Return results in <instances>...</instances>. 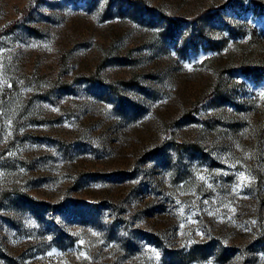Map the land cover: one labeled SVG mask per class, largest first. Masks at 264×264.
Wrapping results in <instances>:
<instances>
[{"label": "rangeland", "instance_id": "374dc122", "mask_svg": "<svg viewBox=\"0 0 264 264\" xmlns=\"http://www.w3.org/2000/svg\"><path fill=\"white\" fill-rule=\"evenodd\" d=\"M0 264H264V0H0Z\"/></svg>", "mask_w": 264, "mask_h": 264}]
</instances>
